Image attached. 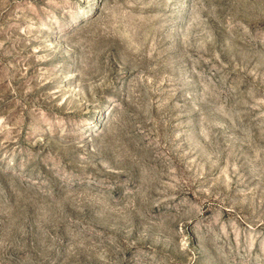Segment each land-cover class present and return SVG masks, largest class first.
Masks as SVG:
<instances>
[{"label": "rangeland", "instance_id": "374dc122", "mask_svg": "<svg viewBox=\"0 0 264 264\" xmlns=\"http://www.w3.org/2000/svg\"><path fill=\"white\" fill-rule=\"evenodd\" d=\"M0 264H264V0H0Z\"/></svg>", "mask_w": 264, "mask_h": 264}]
</instances>
